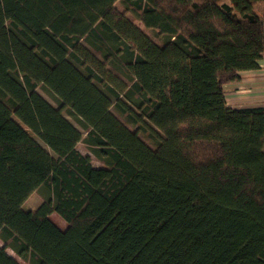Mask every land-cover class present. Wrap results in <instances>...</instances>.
Instances as JSON below:
<instances>
[{
    "label": "trees",
    "instance_id": "trees-1",
    "mask_svg": "<svg viewBox=\"0 0 264 264\" xmlns=\"http://www.w3.org/2000/svg\"><path fill=\"white\" fill-rule=\"evenodd\" d=\"M116 1L0 0V264H264V0Z\"/></svg>",
    "mask_w": 264,
    "mask_h": 264
},
{
    "label": "rangeland",
    "instance_id": "rangeland-1",
    "mask_svg": "<svg viewBox=\"0 0 264 264\" xmlns=\"http://www.w3.org/2000/svg\"><path fill=\"white\" fill-rule=\"evenodd\" d=\"M115 7L119 10V11H123L124 7L121 3L120 0H117L115 2ZM126 17L132 22L134 23L143 33H145L154 43H156L159 46H162L164 41L163 38L159 35H157L155 33L154 30L148 29L146 27H144V25L138 20V17L135 13L131 12V11H126ZM94 51V50H93ZM94 53L102 59V56H100L99 52L94 51ZM108 68L114 72L117 76H119L120 78H122L123 80L127 81L126 77L123 75V73L116 67L109 65ZM37 91L50 103L54 104L53 100L40 88L37 89ZM233 89L230 88L228 90V92H232ZM230 97V95H229ZM228 103L230 105L233 104L232 100L229 99ZM110 111L126 126L128 127L130 130L134 131L136 129V127L134 125H132L126 118L124 115H122L121 113H119L114 107L110 108ZM65 117L67 119H69L75 126H77V124L72 120V118L70 116H68L66 113H64ZM78 127V126H77ZM138 136L151 148H155V144L154 142L142 131L138 132ZM76 148L77 150L82 153L83 155H88L90 157V162L93 166L95 167H101L104 166V164L98 160L92 153L91 151L82 143V142H78L76 144ZM46 189L44 187H39L37 190L33 191V193H31L29 195V197L22 203L21 208L23 210H32L35 209L37 207V205L42 201V199L45 197L46 194ZM49 219L55 223L59 228L61 229H65V227L67 226L66 222L59 216L57 215L55 212H52L48 215ZM0 246H3V242L0 239ZM6 252L11 255L14 259H16V261L19 264H28L25 260H23L22 258H20L12 249H10L9 247L5 248Z\"/></svg>",
    "mask_w": 264,
    "mask_h": 264
},
{
    "label": "crops",
    "instance_id": "crops-1",
    "mask_svg": "<svg viewBox=\"0 0 264 264\" xmlns=\"http://www.w3.org/2000/svg\"><path fill=\"white\" fill-rule=\"evenodd\" d=\"M263 10L264 3L254 7V11L258 15H261ZM230 88L233 89L232 92H228ZM225 90L226 102L229 107L239 109L264 106V52L257 69L240 71L239 79L225 85ZM229 99L232 100V105L228 103Z\"/></svg>",
    "mask_w": 264,
    "mask_h": 264
}]
</instances>
